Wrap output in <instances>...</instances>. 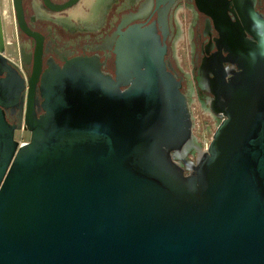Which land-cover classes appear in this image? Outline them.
<instances>
[{"label":"water","instance_id":"1","mask_svg":"<svg viewBox=\"0 0 264 264\" xmlns=\"http://www.w3.org/2000/svg\"><path fill=\"white\" fill-rule=\"evenodd\" d=\"M245 31L220 34L236 70L212 81L219 121L184 169L192 116L154 24L117 31L114 78L76 57L25 85L0 23V264H264V20Z\"/></svg>","mask_w":264,"mask_h":264},{"label":"flooded vegetation","instance_id":"2","mask_svg":"<svg viewBox=\"0 0 264 264\" xmlns=\"http://www.w3.org/2000/svg\"><path fill=\"white\" fill-rule=\"evenodd\" d=\"M66 1L21 0L19 22L12 8L14 39L12 43H6L2 30L3 56L17 67L25 85L36 61L43 73L49 63L61 67L65 61L76 57L97 58L101 71L114 78L113 51L117 31L134 24H154L166 45L165 60L180 80L181 91L189 105L197 102L203 113H211L217 121L219 118L211 112L212 81L218 75L227 79L229 73L236 70V66L228 61L227 48L220 34L227 24L238 25L244 29L246 38L251 40L245 28H251L257 16L264 20V0H104L86 22L68 19V9L57 10ZM184 16H188L190 22L187 29L189 60L186 71L179 66L175 57L176 42L182 33L185 34L179 20ZM1 18L0 11V23ZM7 45L14 58L7 56ZM24 92L26 95V89ZM41 101L36 92L34 110L37 115L42 113L39 107ZM14 110L13 114L10 109L5 111L10 124L16 122L17 110ZM194 142L192 147L173 154L184 169L200 151L195 138Z\"/></svg>","mask_w":264,"mask_h":264},{"label":"rangeland","instance_id":"3","mask_svg":"<svg viewBox=\"0 0 264 264\" xmlns=\"http://www.w3.org/2000/svg\"><path fill=\"white\" fill-rule=\"evenodd\" d=\"M0 11H1V24L2 30L4 34V41L6 43H12L13 36V27H12V4L11 0H0ZM182 24V29L185 32V40H182L179 44V54L181 55V59L183 60L181 66L183 69H186V65L189 60V30L188 24L189 19L188 16H184V18H179ZM188 33V34H187ZM188 40V41H187ZM10 46H6L7 56L10 58H14V55L11 54L9 50ZM191 114H192V135L196 139L198 143L202 146L204 144H208L211 136L216 128L217 120L215 118H211L210 113H203L201 107L197 102L191 103ZM14 139L18 143L26 142L29 139V133L25 131H18L14 135Z\"/></svg>","mask_w":264,"mask_h":264},{"label":"bare ground","instance_id":"4","mask_svg":"<svg viewBox=\"0 0 264 264\" xmlns=\"http://www.w3.org/2000/svg\"><path fill=\"white\" fill-rule=\"evenodd\" d=\"M103 1L104 0H81L75 7L66 11L67 17L68 19H73L78 22H86L90 16L97 11ZM210 115L211 118H214L211 113Z\"/></svg>","mask_w":264,"mask_h":264},{"label":"built area","instance_id":"5","mask_svg":"<svg viewBox=\"0 0 264 264\" xmlns=\"http://www.w3.org/2000/svg\"><path fill=\"white\" fill-rule=\"evenodd\" d=\"M185 34L183 35V33H182V35L180 36V38H179V40L176 42V48H175V57H176V60H177V62H178V64H179V66L180 67H182L181 66V63H182V59H181V55L179 54L180 52H179V44H180V42L182 41V40H185ZM187 38V37H186ZM183 68V67H182ZM185 71H186V69H184ZM189 108H190V112H191V107H190V105H189ZM191 116H192V114H191ZM193 121V120H192ZM193 123V122H192ZM217 124H218V121H217ZM217 124H216V126H217ZM216 129V128H215ZM194 137V136H193ZM210 142V141H209ZM209 144V143H208ZM208 144H204L205 146H202L200 143H199V146H200V151H202V152H204L206 149H207V147H208ZM197 158V157H196ZM196 158L194 159V161L193 162H195V160H196Z\"/></svg>","mask_w":264,"mask_h":264}]
</instances>
